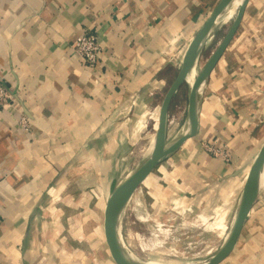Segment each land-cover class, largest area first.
Masks as SVG:
<instances>
[{"label":"crops","instance_id":"1","mask_svg":"<svg viewBox=\"0 0 264 264\" xmlns=\"http://www.w3.org/2000/svg\"><path fill=\"white\" fill-rule=\"evenodd\" d=\"M219 1L0 0V81L15 102L0 108V264H118L103 232L111 183L122 156L156 131L168 81ZM236 11L208 37L196 76ZM82 32L97 37L94 67L75 54ZM189 77L168 118L179 102L186 101V114L169 122L167 138L188 129ZM198 116L197 135L132 197L143 188L151 216L173 228L196 210L214 219L225 240L264 144V0H248L199 91ZM219 264H264V178L234 249Z\"/></svg>","mask_w":264,"mask_h":264},{"label":"water","instance_id":"2","mask_svg":"<svg viewBox=\"0 0 264 264\" xmlns=\"http://www.w3.org/2000/svg\"><path fill=\"white\" fill-rule=\"evenodd\" d=\"M236 0H220L209 18L205 21L202 27L198 30L187 50L185 51L179 70L167 88L162 99L158 124L154 134L153 149L149 157L143 164L131 175H129L122 183L118 184L113 181L110 186L109 195L104 211V235L110 252L118 264H146L140 261L136 256L130 254L125 248L126 246L121 241L118 233L119 220L137 188L145 181V179L152 173V171L166 158L172 155L181 145L188 139L197 135L199 130V116H198V94L201 87L207 81L210 73L214 69L218 60L224 53L226 47L232 40L237 31L248 0H240L237 7L236 15L233 21L215 49V51L208 58L200 72L194 79L188 96V129L185 134H182L172 140H168V111L172 102L174 94L187 81L191 71L195 67L196 61L200 52L205 45L208 37L213 32L219 20L230 10L231 6ZM264 172V144L261 146L253 163L250 166L247 174L243 190L241 193L238 209L231 225V228L218 249V251L207 261L202 264H219L225 260L234 249L245 221L248 219L249 213L253 204L255 203L262 181V174Z\"/></svg>","mask_w":264,"mask_h":264},{"label":"rangeland","instance_id":"3","mask_svg":"<svg viewBox=\"0 0 264 264\" xmlns=\"http://www.w3.org/2000/svg\"><path fill=\"white\" fill-rule=\"evenodd\" d=\"M174 76L173 73L172 78L168 81L165 91ZM189 80V84L192 85V72ZM160 105L161 101L156 109L155 128H157L158 124ZM186 107V101L179 102L175 106L169 116V122H171L169 125L173 126L174 123L179 121L181 116L186 114ZM149 132L147 136L143 137L141 141L133 146L129 153L127 152L122 156V165L119 168V172L116 174V182L118 184L122 183L129 175L134 173L147 159L149 153L151 154L153 143L150 140V138H152L150 135L154 134V128ZM173 138L174 137L170 136L168 137V140L170 141ZM162 166L163 169L168 167L166 159L163 160ZM153 172L156 176L157 171L154 169ZM143 194L144 191L143 188H141L139 193L137 192L134 204L132 200L130 201L131 203L129 202L120 220L119 229L121 234L119 233V235L121 241L125 243V248L131 254L136 257L139 255L144 260L152 259L159 263L161 261V264H202L218 251L224 241V235L218 230L216 223H214V219L204 216L196 210L187 211L180 219H175L173 221L177 223L175 224V228H173L168 224L165 218L161 221L151 216V202L147 195ZM129 231L135 232L137 243H140V240H142L147 245L154 243L160 247L151 252L141 253L138 249L130 247L124 239V234Z\"/></svg>","mask_w":264,"mask_h":264},{"label":"built area","instance_id":"4","mask_svg":"<svg viewBox=\"0 0 264 264\" xmlns=\"http://www.w3.org/2000/svg\"><path fill=\"white\" fill-rule=\"evenodd\" d=\"M73 48L76 56L87 66H96L99 60L100 46L95 34L91 32L80 33L74 40ZM14 104L15 102L12 99L11 92L0 81V108H9L10 106H15ZM20 123L23 129L26 130L27 118L22 116ZM224 156L226 155L224 154Z\"/></svg>","mask_w":264,"mask_h":264},{"label":"bare ground","instance_id":"5","mask_svg":"<svg viewBox=\"0 0 264 264\" xmlns=\"http://www.w3.org/2000/svg\"><path fill=\"white\" fill-rule=\"evenodd\" d=\"M239 4H240V0H236L234 3H233V5L231 6V8H230V10L227 12V17L229 18V17H232L233 16V14H234V11H235V9L239 6ZM205 51V50H204ZM200 58V57H199ZM192 74H193V81H194V79H195V77H196V72L195 71H192ZM182 119V118H181ZM179 121H181V120H179ZM180 123V122H179ZM183 126V125H182ZM175 127V126H174ZM178 127V126H177ZM187 131V129L185 130V132ZM185 132L183 133V134H185ZM171 135V134H170ZM179 135H182V132H181V134H179ZM152 138H154V136L152 137ZM152 138L150 139L151 140V142L153 143L154 142V140H152ZM133 151V150H132ZM129 153V152H128ZM135 155V154H134ZM149 155H150V153H149ZM149 155L147 156V158L149 157ZM126 160V159H125ZM263 178H264V172H263V174H262V180H263ZM136 197H137V193L132 197V201H133V204H134V202H135V200H136ZM131 203V202H130ZM122 222V221H121ZM127 222V221H126ZM120 227H118V233H120L121 234V232H120V229H119ZM121 228H123V227H121ZM124 239L127 241V243L129 244V246L130 247H132V248H135V249H138L141 253H147V252H151V251H153V250H155L156 248H158V247H160L159 245H156V244H145L144 243V241H142V240H140V243H137V240H136V235H135V232H131V231H129V232H127V233H125L124 234ZM124 245H125V243H123ZM137 250V251H138ZM157 251V250H156ZM203 251V250H202ZM131 254V253H130ZM162 255V254H161ZM138 257V259L140 260V261H142V262H144V263H146V264H161V261H160V263L159 262H156V260L154 261V260H152V259H147V260H144V259H142L139 255H137ZM176 256V255H175ZM170 258V257H169ZM160 259V258H159ZM171 261V260H170ZM194 261H196V260H194ZM163 262V261H162ZM192 262V261H191Z\"/></svg>","mask_w":264,"mask_h":264}]
</instances>
